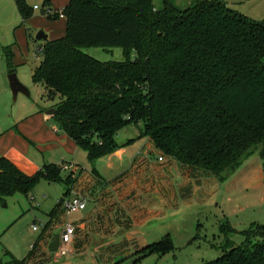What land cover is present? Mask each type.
Here are the masks:
<instances>
[{"label":"trees","instance_id":"16d2710c","mask_svg":"<svg viewBox=\"0 0 264 264\" xmlns=\"http://www.w3.org/2000/svg\"><path fill=\"white\" fill-rule=\"evenodd\" d=\"M15 1L21 24L33 8ZM47 5L44 13L59 17ZM61 12L65 33L39 43L30 77L42 83V99L56 98L53 120L90 161L119 147L117 131L133 122L162 155L218 181L256 150L264 184V19L225 0H195L184 9L167 0L159 9L151 0H68ZM11 45L2 48L9 73ZM89 47H120L122 59H101ZM60 170L50 163L29 175L1 157L0 201L27 195L39 177L60 180ZM69 182L68 175L61 196ZM57 207L58 201L49 215ZM219 231V255L197 264H264V222L236 230L224 221ZM173 248L165 234L145 244L131 264Z\"/></svg>","mask_w":264,"mask_h":264},{"label":"rangeland","instance_id":"374dc122","mask_svg":"<svg viewBox=\"0 0 264 264\" xmlns=\"http://www.w3.org/2000/svg\"><path fill=\"white\" fill-rule=\"evenodd\" d=\"M68 0H26L28 6L38 5L37 9H31L29 17L20 25L21 15L17 21L18 25L10 28L0 25V40L11 46L15 54V62L11 59L13 73L20 83L25 87L26 92L17 91L15 99L9 88L7 77V63L0 48V73L5 78L7 93L4 85L0 83V97L10 96L11 102L19 103L23 99L26 105L37 103L42 107L51 108L50 105L56 101V98H43L44 88L41 82L33 81L30 77L31 70L39 61L35 49L37 48L35 34L42 30L46 33L56 32L63 35L65 33L64 17H48L44 12L45 5L51 11L64 6ZM228 6H231L241 13L254 19H264V0H225ZM19 14V13H18ZM16 23V24H17ZM58 35L56 37H60ZM52 37V38H56ZM9 45V44H8ZM101 48V59H122L120 47H115L119 57L115 53ZM91 52V51H90ZM92 53V52H91ZM94 53V52H93ZM1 105V104H0ZM4 108V107H3ZM11 108L2 109L1 113L10 111ZM49 122H55L48 115ZM56 123V122H55ZM54 123V124H55ZM56 126V124L54 125ZM140 124L133 122L127 123L119 129L116 134V140L121 143L128 141L120 147V154H114L112 150L105 155L110 159L121 157L130 159L136 153L139 147ZM143 140V138H142ZM142 142V141H141ZM118 148V147H117ZM76 161L71 165L82 167L86 170L91 169L86 152L80 147L76 150ZM149 160L151 156L148 157ZM72 160V158H71ZM242 165L235 169L228 177V181L222 184L220 189L215 192L217 199L215 202H205V195L199 191L195 196H190L188 203H180L175 209L173 217L161 220L159 229L161 235L167 233L171 237L174 248L161 256L155 253H148L140 257L133 264H197L207 259L215 258L220 253V245L223 242L224 234L219 231V224L228 221L235 229H242L249 226L252 221L264 222V185L262 176V162L258 152L253 151L242 161ZM62 168V166H61ZM83 169V170H84ZM254 180V181H253ZM251 184V185H250ZM32 189L27 195L22 192H15L7 195L0 201V264H14L21 261L22 264H109L106 260L105 250L98 248L96 240H85V244L73 248L65 256L59 257L55 252H47L44 243L43 248L38 241V236L42 228L38 227L32 230V222H43L49 220L48 212L55 207L56 198L61 196L64 191V185L60 182L47 183L40 177L33 184ZM73 185V184H70ZM44 196V197H43ZM30 197L33 198L30 199ZM37 202V203H36ZM216 203V204H215ZM60 212L55 213V220L52 221V230L59 233L62 220ZM75 217L74 211L67 213L66 219ZM58 220V221H57ZM170 222L163 225L164 222ZM48 226L50 224L48 223ZM230 238L236 243L241 241V235L230 233ZM44 242V240H42ZM74 239L72 240V247ZM34 247H33V246ZM140 250V249H139ZM131 251L125 254L124 251L114 253L109 257L119 256L118 261L113 264H131L133 258L140 254V251Z\"/></svg>","mask_w":264,"mask_h":264},{"label":"crops","instance_id":"0c3cea01","mask_svg":"<svg viewBox=\"0 0 264 264\" xmlns=\"http://www.w3.org/2000/svg\"><path fill=\"white\" fill-rule=\"evenodd\" d=\"M164 1L151 0V3L154 8L159 9ZM167 1L177 9H184L195 0ZM19 18L15 0H0V25L2 27H13L14 29L18 25ZM58 35L61 34L51 32L48 37ZM5 42L0 40L1 49L5 45L13 44L8 42L4 45ZM40 42H36L37 47ZM114 48L103 49L112 51L119 57V51ZM101 50V48H92L90 49L92 53L89 49L87 51L100 57ZM12 57L13 62L16 63L14 52ZM8 74L9 65L7 63ZM1 82L7 93L5 78L0 73ZM0 104V158L5 157L18 170L29 175L41 170L46 164L53 163L60 168L62 166L60 180L41 179L47 183L60 182L65 190L67 184L64 183V179L69 175V183L88 198L86 206L82 210L74 211L75 217L70 219L74 223L75 230L72 250L78 245L85 244V240L86 244L87 241L96 240L98 248L105 250L104 256L109 264H113L117 261L115 258L119 257H109L114 253L124 251L125 254H129L131 251H138L149 242L160 239L157 237L160 235L161 220L173 217L179 204H187L190 196H195L194 194L202 191L205 195V202L211 204L215 202L217 199L215 192L230 177L227 176L226 179L218 181L208 171L187 169L177 163L174 158L162 155L146 136L142 137L143 140L140 139V148L130 159L121 157L110 159L108 156L110 154L102 155L92 161L88 159L91 164L90 170L82 167L79 169L71 165V162L76 161L77 145L55 122L56 126L53 122H49V114L45 113L46 107L37 103L26 105L23 99L16 104V102H11L9 94L0 97ZM3 107H9L11 110L1 113ZM127 142V140L118 142L120 145L113 150L114 154L119 155L120 147ZM158 156L162 158L157 159ZM57 208V212L62 215L58 220L63 222L66 220V214L60 207ZM54 220L55 213H52L49 215V220L45 221L43 236L38 239L43 248L45 247L42 243L45 244L47 252H49L48 243L55 233L51 225ZM169 222L170 220H167L163 225Z\"/></svg>","mask_w":264,"mask_h":264},{"label":"built area","instance_id":"2783aa9c","mask_svg":"<svg viewBox=\"0 0 264 264\" xmlns=\"http://www.w3.org/2000/svg\"><path fill=\"white\" fill-rule=\"evenodd\" d=\"M44 1V0H42ZM33 9H37L38 5L34 4L32 6ZM46 12H56L59 17L63 16L61 12V7L59 9L51 11L50 8L46 9ZM39 49L38 47L36 48ZM161 156H158L157 159H161ZM32 199V197H30ZM59 207L63 211L64 214L71 211L82 210L88 202V198L82 192H78L72 185L69 187L67 193L58 198ZM45 223L43 222H33L30 224L32 230H36L38 227L43 228ZM61 231L58 233V247L55 253L61 257L67 255L72 251V240L75 233L74 223L70 219H66L62 222Z\"/></svg>","mask_w":264,"mask_h":264},{"label":"water","instance_id":"95a60500","mask_svg":"<svg viewBox=\"0 0 264 264\" xmlns=\"http://www.w3.org/2000/svg\"><path fill=\"white\" fill-rule=\"evenodd\" d=\"M46 38H47V35L42 30L37 31L35 34L36 40L44 41V40H46ZM7 77H8V81H9V88H10V91L13 95V98L16 97L17 91H22L24 93H27L25 87L20 83L18 78L15 77V74L13 72L9 73L7 75ZM53 111H54V108L51 107V108H48V110H46L45 113L46 114H52ZM57 245H58V233H54L51 241L48 243L49 252H51V253L55 252L57 247H58Z\"/></svg>","mask_w":264,"mask_h":264}]
</instances>
